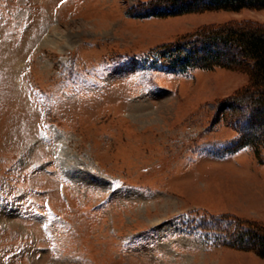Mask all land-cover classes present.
I'll return each instance as SVG.
<instances>
[{
    "label": "rangeland",
    "instance_id": "rangeland-1",
    "mask_svg": "<svg viewBox=\"0 0 264 264\" xmlns=\"http://www.w3.org/2000/svg\"><path fill=\"white\" fill-rule=\"evenodd\" d=\"M153 2L0 0V264H264L198 220L264 229V158L228 109L252 111L248 73L159 58L264 9Z\"/></svg>",
    "mask_w": 264,
    "mask_h": 264
},
{
    "label": "trees",
    "instance_id": "trees-1",
    "mask_svg": "<svg viewBox=\"0 0 264 264\" xmlns=\"http://www.w3.org/2000/svg\"><path fill=\"white\" fill-rule=\"evenodd\" d=\"M156 0L145 12L147 14H154L165 16L166 9L174 14H182L196 10H226L232 12H240L244 9H264V0ZM169 2L170 4H166ZM168 5V6H167ZM161 8L162 13L157 10ZM142 14V13H141ZM140 14V15H141ZM203 41L213 45L211 48L203 47L200 49L197 44L198 38H193L191 41L186 40L180 46L190 47L191 52L180 48H173L172 50H163L159 58L163 64L169 65L172 63L174 68L182 70L187 66H206L212 68L214 66H231V63L243 64L242 69L246 71L250 77V84L247 87L248 94L246 98L251 100V110H243L242 107H237V102H231L228 105L230 110V119L234 121L236 127L244 128L245 133H242L239 142L236 141L233 148H243L251 146L255 155L262 160L264 158V134L259 129H264V25L259 24H237L227 25L217 31H208L202 36ZM233 47L245 58L246 62H226L233 58L232 54H227L228 59L222 60L223 54L219 53L215 46ZM215 45V46H214ZM214 48V49H213ZM213 49L214 52L211 53ZM210 50V51H209ZM199 52V53H198ZM170 54V60H167ZM205 54V55H203ZM250 92V93H249ZM243 111L244 115H240ZM239 124V125H238ZM244 124V125H243ZM238 128V127H237ZM242 132V130L240 129ZM250 131V132H249ZM264 163V160H262ZM228 216V215H227ZM200 217V216H199ZM230 221L227 227H223L224 223L221 218L215 216H207L202 214L198 219L200 220V228L205 232L218 231L223 233L227 238L228 246L237 249H258L259 254L264 256V229L256 225H248L241 220L232 216L224 217ZM232 220V222H231ZM197 222V221H196ZM237 233L231 232V226ZM231 229V230H230ZM252 239V240H251ZM221 241H219L220 243ZM260 246V247H258Z\"/></svg>",
    "mask_w": 264,
    "mask_h": 264
}]
</instances>
